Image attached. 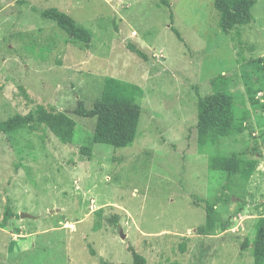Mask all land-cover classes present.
<instances>
[{
	"label": "rangeland",
	"instance_id": "1",
	"mask_svg": "<svg viewBox=\"0 0 264 264\" xmlns=\"http://www.w3.org/2000/svg\"><path fill=\"white\" fill-rule=\"evenodd\" d=\"M34 8L69 14L91 44ZM252 16L224 34L215 0H0V122L37 105L76 122L67 143L0 134V264L131 263L130 246L147 264H254L242 244L264 217V0ZM107 77L145 91L126 148L93 143L96 121L73 113ZM221 91L239 118L215 152L258 160L249 181L211 169L198 144L199 100ZM206 202L217 226L201 235ZM7 208L17 216L2 228Z\"/></svg>",
	"mask_w": 264,
	"mask_h": 264
},
{
	"label": "trees",
	"instance_id": "2",
	"mask_svg": "<svg viewBox=\"0 0 264 264\" xmlns=\"http://www.w3.org/2000/svg\"><path fill=\"white\" fill-rule=\"evenodd\" d=\"M258 0H215V6L220 13L219 27L224 34H228L234 27L253 22L252 9ZM34 11L45 21L55 22L75 41L90 45L93 40L92 32L77 23L69 14L57 8L44 11ZM172 30L181 40V36L174 28ZM128 49L138 57L147 60L146 54L133 44ZM145 96L144 89L134 83L122 81L114 77L104 80L101 95L95 100L92 107H87L84 101H79L75 115L81 118L96 121L93 133V143L112 146L115 149L126 148L134 143L138 136L142 108L138 99ZM197 132L200 150L209 154V166L213 170L226 172L229 177L238 175L249 181L258 168L259 162L254 159L241 157L233 152L230 155H220L215 152L220 144L223 133L237 124L238 115L235 111L234 96L230 91H221L199 100ZM76 122L69 115L56 112L43 105H37L28 114H17L0 122V134H12L22 129L33 132L49 130L61 141L67 143ZM243 128H235L231 134L243 133ZM82 154L88 158L92 156V149L88 146L82 148ZM206 226L199 228L201 235H210L217 226L216 210L213 204L206 202ZM10 208L5 210V219L1 224L4 228L10 219L16 217ZM252 246L254 264H264V217L257 220L255 237L251 242L246 238L242 248ZM185 246H182L184 249ZM132 255L131 263L121 264H147V259L139 254L134 247H129Z\"/></svg>",
	"mask_w": 264,
	"mask_h": 264
},
{
	"label": "water",
	"instance_id": "3",
	"mask_svg": "<svg viewBox=\"0 0 264 264\" xmlns=\"http://www.w3.org/2000/svg\"><path fill=\"white\" fill-rule=\"evenodd\" d=\"M20 217L21 218H31L29 214H25V213L20 214Z\"/></svg>",
	"mask_w": 264,
	"mask_h": 264
}]
</instances>
